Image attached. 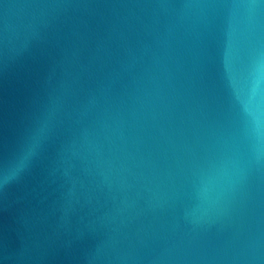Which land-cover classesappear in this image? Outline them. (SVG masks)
<instances>
[{
  "label": "water",
  "instance_id": "obj_1",
  "mask_svg": "<svg viewBox=\"0 0 264 264\" xmlns=\"http://www.w3.org/2000/svg\"><path fill=\"white\" fill-rule=\"evenodd\" d=\"M0 264H264V0H0Z\"/></svg>",
  "mask_w": 264,
  "mask_h": 264
}]
</instances>
